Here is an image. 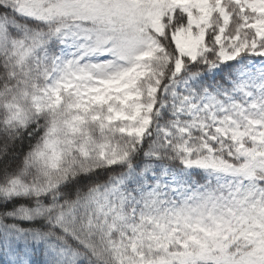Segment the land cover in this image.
Instances as JSON below:
<instances>
[{
	"label": "snow or ice",
	"instance_id": "1",
	"mask_svg": "<svg viewBox=\"0 0 264 264\" xmlns=\"http://www.w3.org/2000/svg\"><path fill=\"white\" fill-rule=\"evenodd\" d=\"M0 264H264V0H0Z\"/></svg>",
	"mask_w": 264,
	"mask_h": 264
}]
</instances>
